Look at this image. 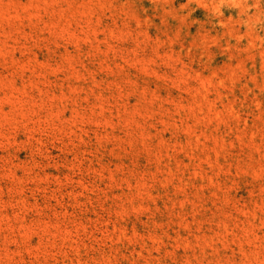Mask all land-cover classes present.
Here are the masks:
<instances>
[{
  "label": "rangeland",
  "instance_id": "obj_1",
  "mask_svg": "<svg viewBox=\"0 0 264 264\" xmlns=\"http://www.w3.org/2000/svg\"><path fill=\"white\" fill-rule=\"evenodd\" d=\"M0 264H264V0H0Z\"/></svg>",
  "mask_w": 264,
  "mask_h": 264
}]
</instances>
